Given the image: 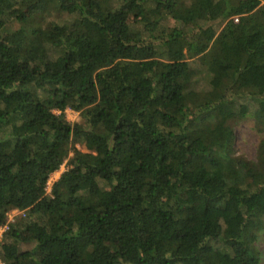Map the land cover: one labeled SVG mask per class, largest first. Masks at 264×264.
Here are the masks:
<instances>
[{
    "label": "trees",
    "instance_id": "1",
    "mask_svg": "<svg viewBox=\"0 0 264 264\" xmlns=\"http://www.w3.org/2000/svg\"><path fill=\"white\" fill-rule=\"evenodd\" d=\"M263 2L0 0L1 264H260Z\"/></svg>",
    "mask_w": 264,
    "mask_h": 264
},
{
    "label": "rangeland",
    "instance_id": "2",
    "mask_svg": "<svg viewBox=\"0 0 264 264\" xmlns=\"http://www.w3.org/2000/svg\"><path fill=\"white\" fill-rule=\"evenodd\" d=\"M17 27L19 26L17 25ZM65 113H66V120L71 124L80 123L82 120L80 114L77 112H74L72 110H67ZM223 120L224 119H221V122ZM230 125L235 135L234 155L239 158H245L246 160L249 161H257L259 145L264 135L256 130L254 119L249 117L243 120H236V121L233 120L230 122ZM77 149L81 150L84 153L88 152L85 146L77 145ZM68 167L69 166L66 162L58 172L54 173L51 176L48 183V189H47L48 194L51 192L52 185L60 178L62 173L65 172ZM9 217L11 221H16L18 219L24 218L22 213L18 211L10 212ZM1 242L2 240H0V243ZM256 247L260 254V259H261L260 264H264V229L260 231V233H258V240L256 241Z\"/></svg>",
    "mask_w": 264,
    "mask_h": 264
},
{
    "label": "built area",
    "instance_id": "3",
    "mask_svg": "<svg viewBox=\"0 0 264 264\" xmlns=\"http://www.w3.org/2000/svg\"><path fill=\"white\" fill-rule=\"evenodd\" d=\"M236 21H238V19H236ZM8 224L0 227V238L2 237V235L8 230Z\"/></svg>",
    "mask_w": 264,
    "mask_h": 264
}]
</instances>
